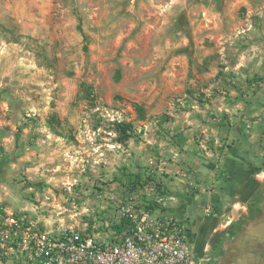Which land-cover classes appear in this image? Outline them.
I'll use <instances>...</instances> for the list:
<instances>
[{"label":"rangeland","instance_id":"obj_1","mask_svg":"<svg viewBox=\"0 0 264 264\" xmlns=\"http://www.w3.org/2000/svg\"><path fill=\"white\" fill-rule=\"evenodd\" d=\"M13 9L44 24H0V119L15 135L0 145V213L83 228L115 213L109 195L169 182L156 166L177 151L239 137L264 165V0H0ZM113 120L133 122L125 143Z\"/></svg>","mask_w":264,"mask_h":264},{"label":"crops","instance_id":"obj_2","mask_svg":"<svg viewBox=\"0 0 264 264\" xmlns=\"http://www.w3.org/2000/svg\"><path fill=\"white\" fill-rule=\"evenodd\" d=\"M20 12L0 11V24L24 28L44 24L24 20ZM1 107L7 109V102ZM3 123L11 129H2ZM13 127L11 119H0V145H14ZM255 141L239 137L234 147L218 151L197 152L191 147L177 151L170 165L162 161L156 166L155 173L172 175L169 182L161 181L165 211L186 221L196 264H264V165L259 168ZM9 163L0 157V178ZM10 261L6 258L0 264Z\"/></svg>","mask_w":264,"mask_h":264},{"label":"built area","instance_id":"obj_3","mask_svg":"<svg viewBox=\"0 0 264 264\" xmlns=\"http://www.w3.org/2000/svg\"><path fill=\"white\" fill-rule=\"evenodd\" d=\"M155 184L144 186L158 191ZM150 191L111 194L112 216L58 232L38 229L26 214L0 213V260L20 251L27 264H196L186 221L165 211L163 193Z\"/></svg>","mask_w":264,"mask_h":264},{"label":"trees","instance_id":"obj_4","mask_svg":"<svg viewBox=\"0 0 264 264\" xmlns=\"http://www.w3.org/2000/svg\"><path fill=\"white\" fill-rule=\"evenodd\" d=\"M137 111L140 112L141 111V107L137 106ZM111 129L116 133L117 135V141L120 143H125L128 139H130L132 137L133 134V122L132 121H127V120H113L111 123ZM151 181H154L153 179H149ZM144 184H146V182L141 183L139 182L140 186H143ZM155 186H157V190L160 193H164L163 190H161L160 188V183L157 182L155 184Z\"/></svg>","mask_w":264,"mask_h":264}]
</instances>
